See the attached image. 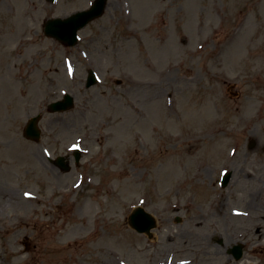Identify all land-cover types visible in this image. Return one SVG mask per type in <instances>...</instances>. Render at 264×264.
Listing matches in <instances>:
<instances>
[{
  "label": "rangeland",
  "instance_id": "374dc122",
  "mask_svg": "<svg viewBox=\"0 0 264 264\" xmlns=\"http://www.w3.org/2000/svg\"><path fill=\"white\" fill-rule=\"evenodd\" d=\"M93 1L0 0V264H264V0Z\"/></svg>",
  "mask_w": 264,
  "mask_h": 264
},
{
  "label": "water",
  "instance_id": "95a60500",
  "mask_svg": "<svg viewBox=\"0 0 264 264\" xmlns=\"http://www.w3.org/2000/svg\"><path fill=\"white\" fill-rule=\"evenodd\" d=\"M108 0H95L93 5L86 10L78 11L73 13L66 18H52L48 19L45 24V33L47 35L53 36L68 45H73L77 42L78 36L77 32L80 28H83L90 21L97 17H100L107 6ZM97 78L94 72H90L88 79V86L96 83ZM74 105V99L71 95L67 94L64 100L53 102L50 104L51 111L66 110ZM41 115H36L32 117L25 129V135L29 138L38 140L41 135V129L39 128V120ZM77 161L80 158V152L75 153ZM56 163L60 165L63 169H70V166L64 161V157L60 156L57 158ZM231 173H228L224 178V184L229 180ZM130 225L139 232L151 233V229L156 226L155 217L146 211L143 207H137L134 209L129 217ZM231 252L234 253L235 257L239 259L243 255V245L236 244Z\"/></svg>",
  "mask_w": 264,
  "mask_h": 264
},
{
  "label": "bare ground",
  "instance_id": "6f19581e",
  "mask_svg": "<svg viewBox=\"0 0 264 264\" xmlns=\"http://www.w3.org/2000/svg\"><path fill=\"white\" fill-rule=\"evenodd\" d=\"M16 5H17V7H21L22 6V0H12ZM206 247H208V246H206Z\"/></svg>",
  "mask_w": 264,
  "mask_h": 264
},
{
  "label": "flooded vegetation",
  "instance_id": "af4514ba",
  "mask_svg": "<svg viewBox=\"0 0 264 264\" xmlns=\"http://www.w3.org/2000/svg\"><path fill=\"white\" fill-rule=\"evenodd\" d=\"M261 231V227H259L258 229H257V232H260Z\"/></svg>",
  "mask_w": 264,
  "mask_h": 264
}]
</instances>
